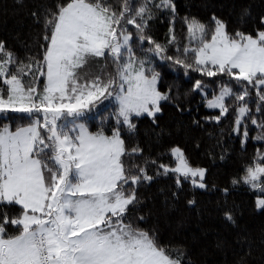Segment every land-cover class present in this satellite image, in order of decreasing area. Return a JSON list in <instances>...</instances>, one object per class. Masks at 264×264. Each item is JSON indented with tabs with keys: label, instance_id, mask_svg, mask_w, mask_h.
Instances as JSON below:
<instances>
[{
	"label": "snow or ice",
	"instance_id": "snow-or-ice-1",
	"mask_svg": "<svg viewBox=\"0 0 264 264\" xmlns=\"http://www.w3.org/2000/svg\"><path fill=\"white\" fill-rule=\"evenodd\" d=\"M170 4L171 0L159 4L142 0L133 6L124 0L117 11L107 0H64L45 17L50 35L45 36L43 59L35 64L18 63L0 42L4 57L0 59V114L16 113L29 121L15 131L8 125L0 127V207L21 209L14 217L0 212V264H182V254L173 255L154 235L125 223L128 208L136 201L135 191L125 185L151 177L143 168L140 176L126 172L120 134L121 125L135 127L130 119L133 115L151 117L161 110L159 102L167 99L156 88L158 74H146L152 71L145 67L149 61L136 55L125 25H134L143 33L151 8ZM212 20L215 28L210 39L205 24L195 18L185 21L188 39L196 46L184 47L183 54H194V65L179 55L162 58L209 77L226 74L247 82L257 88L259 101L264 102V30L255 35L239 31L230 35L222 21L215 16ZM145 39L155 45L148 52H165L150 37L140 36L141 42ZM175 40L173 35L169 43ZM89 58H110L115 74L108 73L106 79L81 76L79 70ZM193 87L200 89L201 81ZM231 96L241 102L236 109L240 125L250 115L247 87L235 93L224 85L208 106L219 108L224 115L229 110L225 98ZM109 98L117 104L113 114L117 127L111 136L89 132L77 123ZM258 126L264 129V124ZM171 154L177 164L175 168L160 165L165 173L203 179L204 170L192 168L180 148H172ZM262 177L264 164H257L247 168L244 183L264 193ZM257 206L264 207V198L258 199ZM9 225L18 234L8 235Z\"/></svg>",
	"mask_w": 264,
	"mask_h": 264
},
{
	"label": "trees",
	"instance_id": "trees-1",
	"mask_svg": "<svg viewBox=\"0 0 264 264\" xmlns=\"http://www.w3.org/2000/svg\"><path fill=\"white\" fill-rule=\"evenodd\" d=\"M63 2L0 0V42L7 52L14 54L18 63L35 64L43 59L45 36L50 35L45 17ZM123 2L107 0L117 11ZM130 2L138 6L142 0ZM159 3L160 0H153V4ZM151 13L150 19L146 17L143 33L134 25L125 27L132 35L130 45L136 55L149 61L145 67L152 71L146 74H158L157 90L167 99L162 100L161 110L153 116L133 117L134 128L120 126L126 150L122 157L126 172L140 176L143 168L151 177L135 185H125L136 195L125 223L154 235L173 255L182 254V264H264V207L258 208L256 203L264 198V193L244 183L247 168L264 164V139H257L264 135V129L258 126L264 124V102L259 101L257 88L247 82H237L226 74L209 77L162 58L179 55L180 59L194 65V54H183L184 47L196 46V42L190 43L188 39L185 23L193 18L207 26L208 39L215 28L213 16L225 24L230 35L238 31L255 35L264 30L261 23L264 0H171L168 7H152ZM141 35L160 44L165 52L160 55L148 52L150 48L154 50L155 45L149 44L147 39L141 42ZM173 35L176 40L169 43ZM3 58L0 55V59ZM107 61L113 66L111 59H89L79 72L89 78ZM197 80L201 81L200 89L193 87ZM224 85L235 93L248 88L246 101L250 115L240 125L236 123V109L241 102L236 101L235 96L225 98L229 110L224 115L219 108H207V102L219 95ZM258 106L261 107L259 112ZM115 111L116 104L97 105L87 112L85 118L89 120L85 123L91 132L104 130L110 135L117 127L113 118ZM253 119L257 124L252 123ZM28 123L20 114H0V127L8 125L15 129ZM176 147L182 150L191 167L204 170L203 188L189 177L171 171L165 173L160 167L174 168L176 161L171 149ZM133 149L139 151L133 152ZM0 212L14 217L21 209L17 205H6L0 207ZM226 214L232 219H227ZM16 234L18 230L9 225L8 235Z\"/></svg>",
	"mask_w": 264,
	"mask_h": 264
},
{
	"label": "rangeland",
	"instance_id": "rangeland-1",
	"mask_svg": "<svg viewBox=\"0 0 264 264\" xmlns=\"http://www.w3.org/2000/svg\"><path fill=\"white\" fill-rule=\"evenodd\" d=\"M130 33V32H129ZM131 41V40H130ZM130 43V42H129ZM89 59H93V58H89ZM110 59V58H109ZM113 64V63H112ZM80 70H82V69H80ZM114 71H115V66L113 65V66H111V64L107 61L106 62V65H104V67L102 68V69H100L99 71H98V73H93V74H90L89 75V78H93V77H95V76H102V77H104L105 79L107 78V74L108 73H112L113 75H114ZM80 75H81V73H80ZM152 74H150L149 75V77L151 76ZM82 76V75H81ZM157 85H158V78H157V81H156V88H157ZM220 95V94H219ZM219 95H217V96H219ZM217 96H215V97H217ZM214 97V98H215ZM213 98V99H214ZM213 99H211V100H213ZM211 100H209V101H211ZM209 101L207 102V108H209V109H218V108H213V107H209L208 106V104H209ZM162 102V100L159 102V106H160V103ZM113 104H116V102H115V100L114 99H112V98H109L108 100H104V101H102L101 103H99L98 105L99 106H102V105H113ZM116 108H117V104H116ZM86 114H87V112L85 113V115L82 117V118H80L78 121H77V123H82V124H84L85 125V127L88 129V131L89 132H91L90 130H89V128H88V126H87V124L85 123L86 121H88L89 120V118H85L86 117ZM154 114H156V113H154ZM144 115H147L146 113H143V114H141L140 116H144ZM140 116H135V115H133L130 119H132L133 117H140ZM24 126H26V125H24ZM10 128V127H9ZM10 130L11 131H15L16 130V128L15 129H12V128H10ZM103 132L105 135H108V134H106L105 133V131L104 130H100V131H96V132H92V133H97V132ZM112 134H110V135H108V136H111ZM175 158V157H174ZM175 161H176V158H175ZM176 164H177V161H176ZM176 164H175V166H174V168L176 167ZM192 168H194V167H192ZM199 169H201V168H199ZM178 174V173H177ZM205 174V173H204ZM189 178L194 182L195 181V184L197 185V186H199V184L200 183H202V180H201V178L199 177V176H197V177H191V176H189ZM261 199V198H260ZM258 201V200H257ZM257 203V202H256ZM258 207V206H257ZM258 208H260V207H258Z\"/></svg>",
	"mask_w": 264,
	"mask_h": 264
}]
</instances>
